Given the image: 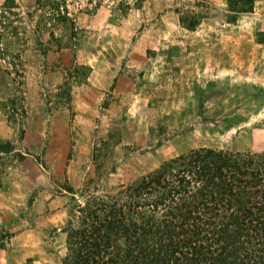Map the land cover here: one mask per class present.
Segmentation results:
<instances>
[{"label":"rangeland","instance_id":"rangeland-1","mask_svg":"<svg viewBox=\"0 0 264 264\" xmlns=\"http://www.w3.org/2000/svg\"><path fill=\"white\" fill-rule=\"evenodd\" d=\"M15 1L0 101L14 89L26 115L0 109V142L24 158L0 155V264H60L88 195L171 158L264 151V0L235 22L226 0H64L71 21Z\"/></svg>","mask_w":264,"mask_h":264},{"label":"trees","instance_id":"trees-1","mask_svg":"<svg viewBox=\"0 0 264 264\" xmlns=\"http://www.w3.org/2000/svg\"><path fill=\"white\" fill-rule=\"evenodd\" d=\"M226 1L230 21L252 12L253 0ZM63 5L34 0L32 8L43 21H71ZM17 6L1 0L0 21L17 17ZM22 102L14 89L0 101L7 121L26 115ZM1 154L24 158L11 141L0 142ZM77 212L62 231L60 264H264V151L193 149L111 193L88 195Z\"/></svg>","mask_w":264,"mask_h":264}]
</instances>
